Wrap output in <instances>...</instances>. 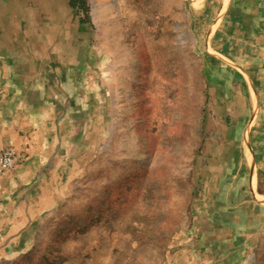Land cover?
<instances>
[{"label": "rangeland", "instance_id": "1", "mask_svg": "<svg viewBox=\"0 0 264 264\" xmlns=\"http://www.w3.org/2000/svg\"><path fill=\"white\" fill-rule=\"evenodd\" d=\"M104 1L70 0L86 47L108 45L105 75L87 59L76 75L86 105L60 123L61 185L0 201V264H264V229L240 209L264 206L253 117L218 115L215 96L227 82L218 67L248 81L247 27L220 22L241 13L244 23L249 0ZM67 136L76 165L64 163Z\"/></svg>", "mask_w": 264, "mask_h": 264}, {"label": "crops", "instance_id": "2", "mask_svg": "<svg viewBox=\"0 0 264 264\" xmlns=\"http://www.w3.org/2000/svg\"><path fill=\"white\" fill-rule=\"evenodd\" d=\"M95 3L99 7L106 2L95 0ZM247 3L244 23L234 22L243 16L241 13H237V17L231 13L228 20L223 18L220 23L247 27L242 40L251 42L255 50L251 64L244 67L249 74L248 81L239 75L240 69L235 72L230 67H218L225 70L227 82H223L222 87H215V96L220 99L215 107L218 115L227 111L230 117H234L239 110L243 115L250 112V117L244 121L253 117L249 138L256 155L254 171L257 179L264 176V0H249ZM70 9V0H0V148L11 144L21 152L16 167L0 177V201H6L10 206L14 201L23 203L22 195H38L40 187L61 185L57 181L63 177L60 123L69 122L71 117H80V103L83 101L86 105L76 75L88 72L83 69L86 59L90 72L105 75L99 60L108 51V45L96 39V46L87 48L86 41L92 40L80 34L78 20ZM75 37H81L83 41L74 45ZM226 71L236 73L241 79L240 84L235 83L232 76L228 78ZM222 121L214 119L212 128L218 132L223 128L219 136L224 137V133L230 130ZM30 128L33 130H28ZM68 136L67 143H64V163L76 165V149H71L73 156L71 151L68 153L71 148ZM248 166H244L247 179L252 175ZM52 192L54 190L49 195ZM58 192L55 199L62 198ZM252 201L248 200V204ZM248 204L240 209L248 208L245 215L248 220L264 229V206ZM26 230L24 232L32 231Z\"/></svg>", "mask_w": 264, "mask_h": 264}, {"label": "built area", "instance_id": "3", "mask_svg": "<svg viewBox=\"0 0 264 264\" xmlns=\"http://www.w3.org/2000/svg\"><path fill=\"white\" fill-rule=\"evenodd\" d=\"M19 159L16 149L9 144L0 150V174L13 169Z\"/></svg>", "mask_w": 264, "mask_h": 264}, {"label": "bare ground", "instance_id": "4", "mask_svg": "<svg viewBox=\"0 0 264 264\" xmlns=\"http://www.w3.org/2000/svg\"><path fill=\"white\" fill-rule=\"evenodd\" d=\"M112 1H109V3H111ZM114 4V3H113ZM5 147H7V146H5ZM5 147H3V148H0V150L1 149H4ZM11 169H9V170H7V171H5L4 173H1L0 175H3V174H5V173H7L8 171H10ZM4 232V231H3Z\"/></svg>", "mask_w": 264, "mask_h": 264}]
</instances>
